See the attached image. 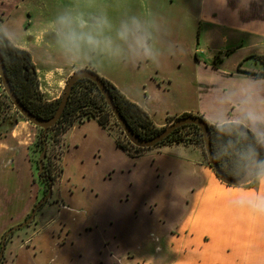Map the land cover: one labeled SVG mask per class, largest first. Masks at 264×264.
I'll return each instance as SVG.
<instances>
[{
    "label": "crops",
    "instance_id": "crops-1",
    "mask_svg": "<svg viewBox=\"0 0 264 264\" xmlns=\"http://www.w3.org/2000/svg\"><path fill=\"white\" fill-rule=\"evenodd\" d=\"M256 1L260 11L254 12ZM195 20L224 46L230 44L231 52L261 46L264 55V0H201ZM11 42L31 53L49 100L62 97L79 68L97 72L86 63L57 64L42 42ZM209 67L217 75L196 77L197 99L179 104L173 117L236 122L264 137V76L197 63L199 70ZM104 78L143 107L156 126L173 118L168 114L157 121L145 101ZM247 83L257 92L248 93ZM3 92L0 84V100ZM38 132L21 118L0 138V243L45 196L30 159ZM64 138L63 174L40 207H47L41 218L39 209L10 251L11 264H150L152 259L155 264H264V173L250 187L227 185L196 144H165L132 157L94 118L75 123Z\"/></svg>",
    "mask_w": 264,
    "mask_h": 264
},
{
    "label": "rangeland",
    "instance_id": "rangeland-1",
    "mask_svg": "<svg viewBox=\"0 0 264 264\" xmlns=\"http://www.w3.org/2000/svg\"><path fill=\"white\" fill-rule=\"evenodd\" d=\"M200 4L201 0H0V27L10 41L21 45L42 42L43 50L48 49L57 64L79 67L86 63L96 67L102 77L115 79L130 95L145 101L160 121L168 114L173 117L179 104H192L197 99L196 77L205 75L209 80L217 75L211 67L199 70L198 61L230 73L264 72L259 60L246 59L251 54H261V46L231 52L230 44L224 46L212 30L208 33L209 28L198 26L195 13ZM259 4L260 1L253 2L254 12L260 11ZM61 16L71 18L73 30L90 33L101 44H71L67 39L69 28L59 23ZM38 35L41 39L37 41ZM239 61L244 62L237 65ZM0 84L3 86L1 78ZM245 85L248 93L257 92L256 87L250 90V85ZM1 100L9 101L5 90ZM250 107L246 104V108ZM13 109L16 111L14 106ZM257 137L260 141L264 138ZM197 146L206 162L204 148ZM249 182L247 186L254 185ZM45 208L40 209L37 219ZM28 229L29 225L14 231L0 264H11L10 251ZM141 263L149 264L143 260ZM155 263L152 259L150 264Z\"/></svg>",
    "mask_w": 264,
    "mask_h": 264
},
{
    "label": "trees",
    "instance_id": "trees-1",
    "mask_svg": "<svg viewBox=\"0 0 264 264\" xmlns=\"http://www.w3.org/2000/svg\"><path fill=\"white\" fill-rule=\"evenodd\" d=\"M4 39L8 41V46L5 44ZM0 40H3L6 46L3 51L6 71L18 97L34 114L43 118L53 116L60 104L61 97L56 100L46 98L40 88L39 75L31 53L11 42L1 27ZM248 58H255L264 66V55L252 54L246 57V59ZM248 73L258 77L264 76V72L260 74L254 72ZM102 78L110 89L122 115L139 136L143 138L153 137L178 118L173 117L164 127L156 126L151 116L143 107L130 100L115 84L104 77ZM6 96L9 101L0 100V138L11 132L21 118L26 119L17 109L16 111L13 109L14 105L7 93ZM91 118L96 119L106 128L114 136L118 146L124 149L130 156L139 157L146 150L150 149L138 147L131 143L97 83L90 78H81L75 84L60 120L49 128L45 139L42 138L44 130L38 127V136L31 147L30 159L35 171L38 172L40 154L44 149V143H48V150L44 159V171L42 173L47 178L37 176V179L45 185L46 193L49 190L50 180L53 181V187H55L59 183L64 171L62 158L65 147L64 136L75 123ZM203 118L209 123L211 128L213 150L222 170L234 177L245 173L255 156L260 141L257 135L247 127V132L240 134L235 126L238 123L226 122L214 124L209 122L205 117ZM175 143L201 145L207 156L202 129L196 124H185L177 128L164 141L154 147ZM205 158L206 163L212 167L208 156ZM263 173L264 153L249 183L255 185L257 177Z\"/></svg>",
    "mask_w": 264,
    "mask_h": 264
},
{
    "label": "water",
    "instance_id": "water-1",
    "mask_svg": "<svg viewBox=\"0 0 264 264\" xmlns=\"http://www.w3.org/2000/svg\"><path fill=\"white\" fill-rule=\"evenodd\" d=\"M4 42L8 46V41L6 39H4ZM0 78H1V82L3 84V87H4L7 95L9 96L10 100L12 101V103L16 107V109L28 121H30L31 123H33L37 127H40L44 130L43 135H42L43 139L46 138V134H47L49 128H51L52 126L57 124V122L62 117V114L65 111V108L68 104L71 93L73 91V88H74L75 84L77 83V81L81 78H90V79L94 80L97 83V85L99 86L101 92L105 96V98H106L110 108L112 109L118 123L122 127V129H123L124 133L126 134V136L128 137V139L131 141V143H133L134 145H136L138 147H142V148L154 147L157 144L164 141L177 128H179L185 124H196L199 127H201V129H202L207 156H208L210 164L214 168L217 176L219 177V179L222 182L226 183L227 185H233V186L244 185L251 180V178L253 177L254 172H255V170H256L259 162H260V158H261L262 154L264 153V138H263L259 142L257 149H256V152H255V156H254L250 166L246 170V172L240 176H237V177L230 176L229 174H227L226 172H224L222 170V168H221V166H220V164H219V162L215 156V153L213 150V142H212V131H211V128L209 126V123L202 116L194 115V114L180 116L173 123L166 126L157 135L150 137V138H143V137L139 136L132 129V127L130 126V124L126 120V118L122 115L119 107L116 105V103L113 99V96L111 94L110 89L108 88V86H107L106 82L104 81V79L102 78V76L98 72H96L95 70H92L89 68H81V69H78L75 72H73V74L69 77V79L67 81L64 93L61 97V101H60V104H59L56 112L54 113L53 116H51L49 118H43V117H40V116L34 114L32 111H30L23 104L21 99L18 97V95L15 92V90L13 89L12 84L10 82V79L8 77L1 46H0ZM235 126L241 134L247 132L246 126H244L243 124L238 123ZM47 150H48V143L45 142L44 143V149L41 152L40 157H39L40 167H39V170L37 172L38 177L47 178L46 175H42V173L44 171V159L46 157ZM52 196H53V181L50 180V186H49L48 192L46 193L44 198H42L39 202H37V204H35L34 208L32 209V211L30 213V216L28 218H26L23 222L12 226L11 228H9L5 232L3 239H2L1 247H0V263H1V260L3 259V255H4V252L6 249L7 239L9 238V236L12 235L14 233V231H16L17 229L23 228V227L31 224L34 221L36 214H37L38 210L40 209V207L44 203H46Z\"/></svg>",
    "mask_w": 264,
    "mask_h": 264
},
{
    "label": "clouds",
    "instance_id": "clouds-1",
    "mask_svg": "<svg viewBox=\"0 0 264 264\" xmlns=\"http://www.w3.org/2000/svg\"><path fill=\"white\" fill-rule=\"evenodd\" d=\"M59 23L69 28L67 39L69 42L75 46H79L80 44H87L90 46L98 47L101 44V41L98 40L95 36L90 33H78L71 28V18L67 16H61L59 18ZM107 23V21H104ZM105 44L109 43L108 41H104Z\"/></svg>",
    "mask_w": 264,
    "mask_h": 264
},
{
    "label": "flooded vegetation",
    "instance_id": "flooded-vegetation-1",
    "mask_svg": "<svg viewBox=\"0 0 264 264\" xmlns=\"http://www.w3.org/2000/svg\"><path fill=\"white\" fill-rule=\"evenodd\" d=\"M0 46H1V48H2V53H3V51L5 50V48H6V46H5V44H4V42H3V40H0ZM254 54H257V53H254ZM252 55V54H251ZM262 55V54H261ZM240 63H242V62H240ZM236 123V122H235ZM248 128V127H247ZM239 131V130H238ZM241 134V133H240ZM12 235H10L9 236V238L7 239V241L10 239V237H11Z\"/></svg>",
    "mask_w": 264,
    "mask_h": 264
}]
</instances>
